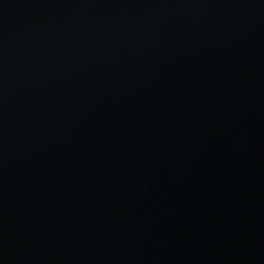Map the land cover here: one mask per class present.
<instances>
[{
    "label": "water",
    "instance_id": "1",
    "mask_svg": "<svg viewBox=\"0 0 264 264\" xmlns=\"http://www.w3.org/2000/svg\"><path fill=\"white\" fill-rule=\"evenodd\" d=\"M0 264H264V0H0Z\"/></svg>",
    "mask_w": 264,
    "mask_h": 264
}]
</instances>
